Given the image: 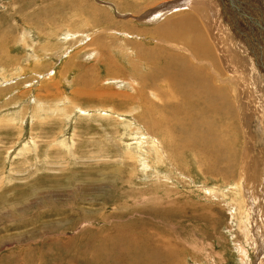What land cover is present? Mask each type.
<instances>
[{
	"label": "rangeland",
	"instance_id": "rangeland-1",
	"mask_svg": "<svg viewBox=\"0 0 264 264\" xmlns=\"http://www.w3.org/2000/svg\"><path fill=\"white\" fill-rule=\"evenodd\" d=\"M228 1L0 0V264H264V0ZM195 66L217 115L171 108Z\"/></svg>",
	"mask_w": 264,
	"mask_h": 264
},
{
	"label": "bare ground",
	"instance_id": "bare-ground-1",
	"mask_svg": "<svg viewBox=\"0 0 264 264\" xmlns=\"http://www.w3.org/2000/svg\"><path fill=\"white\" fill-rule=\"evenodd\" d=\"M227 2H229L228 0H226ZM232 1V4H235V0H231ZM240 2V1H239ZM223 4H224V2H222V1H217V6H218V8L217 9H214V10H216V12L223 6ZM240 5H241V3H240ZM237 9H239V8H237ZM237 9H235V8H233V10H234V12L236 13V14H238L237 15V17L238 16H241L240 15V13L241 12H239ZM213 10V11H214ZM199 14V13H198ZM262 14V13H261ZM260 14V15H261ZM245 15H247V14H245ZM241 18V22H242V16L240 17ZM244 20H245V25H244V28H245V30H247L249 33H250V38H249V41H251L250 42V44L252 43V40L254 41V43L255 44H253L254 45V48H252L250 45H246L245 46V48H247V49H249V47L252 49V51L253 52H255V54H256V56H258V58H259V62H258V68H259V74H260V72L262 71L261 70V68L262 67H264V37L262 36V35H264L263 33H261L262 32V30H261V32H257V29H255L254 27H252L251 26V24L250 23H252V20L251 21H247L246 20V18H244ZM226 21H227V19L226 20H224L223 21V26H224V23H226ZM175 23V22H174ZM173 23V24H174ZM256 23V22H255ZM177 24H178V26H181V24H186V27H188V29H189V24H188V21H187V17H186V19H184L183 18V20H180V21H177ZM264 24V23H263ZM263 24H261V25H263ZM254 25V24H253ZM264 26V25H263ZM185 27V28H186ZM185 28L184 29H181L180 30V33L179 34H181V33H183V32H185ZM217 29H218V27H216ZM256 28H258V27H256ZM262 28V27H261ZM236 30H237V28H235ZM238 31V30H237ZM263 31H264V29H263ZM239 33H240V31H239ZM239 33H234V34H236L237 36L236 37H238L239 35ZM243 34V33H242ZM241 35V34H240ZM246 36V35H245ZM175 37V36H174ZM183 37V36H182ZM246 38V37H245ZM241 39H243V38H241ZM240 39H238V38H235L234 37V39H233V42H234V44L235 45H238L240 48H242V50H243V52L244 53H246V54H242V56H245V55H247V56H249V54L244 50V46H243V43H242V41L243 40H240ZM245 40H247V39H245ZM187 42V41H186ZM188 42H191V40H188ZM244 43H248V42H244ZM256 46H258L259 47V50L258 51H256ZM200 50V49H199ZM219 51V50H218ZM219 53L221 54V56H223V53L222 52H220L219 51ZM193 54V53H192ZM171 55V54H170ZM172 56H174V55H172ZM192 57H195V56H192ZM172 58V57H171ZM221 58H223V57H221ZM234 58V61L236 60V59H238V58H235V57H233ZM244 58V57H243ZM242 58V59H243ZM170 59V58H169ZM174 59V58H173ZM244 60V59H243ZM246 60V59H245ZM233 61V62H234ZM168 62V61H167ZM172 63H174V62H172ZM172 63H165L166 64V66H165V68L163 67L160 71L158 70V72H157V76L159 75V73H160V75L161 74H163V72H166L167 73V70L168 71H172V75H173V73H175V72H177V71H175V69H174V65L175 64H172ZM188 63V62H187ZM244 63H245V61H244ZM238 65V64H237ZM171 66H173V69H172V67ZM183 67V66H182ZM181 67V68H182ZM236 68L238 67V66H235ZM185 68V67H184ZM186 69V68H185ZM184 69V70H185ZM253 69V68H252ZM182 70V69H181ZM187 70V69H186ZM237 70H239V68L237 69ZM207 71V70H206ZM206 71H205V68H203V67H199V66H195V67H193L192 68V70L191 71H189L188 72V70H187V72L189 73V75L190 74H192L193 76H190L189 78H187V80H183L182 78L181 79H178V80H176V82H178V83H176L175 82V85H177V88H178V90H183V83H184V81L185 82H187V84L189 83L191 86L185 91V92H187V97L188 96H190L191 94H195L196 96H195V98H187V102H190V104H188L187 106H188V108H182L181 106H183V105H181V106H178V105H175V104H173V106L171 107V108H175L177 111H182V110H188V112H189V109H196V107H197V105H199V104H201L202 105V103H203V109L205 108L206 109V107L207 108H209V111H212V112H214L213 114H215V115H217L218 113H219V110H220V105H219V103L218 102H216L213 98H215V99H218V95H219V93H220V91H214L213 90V92H210V90L211 89H209L208 90V81L211 79V76L210 75H208V72L206 73ZM165 73V74H166ZM171 73V72H170ZM182 73V72H181ZM165 74H163L162 76H165ZM182 74H184V71H183V73ZM172 75L170 74H166V78H167V76H169L170 78H173L172 77ZM175 75H177V74H175ZM157 76L156 75H152L151 76V78H152V80L151 81H149V80H147V81H145V84L146 85H149V86H152L153 88H157L158 89V87H156V85H157V80H156V78H157ZM178 76V75H177ZM185 76H186V73L183 75V77L185 78ZM254 76H256V75H254ZM188 77V76H187ZM258 78L260 79V78H262V77H260V75H258V77H257V80L255 81L256 83L259 81L258 80ZM146 80V79H145ZM167 81V80H166ZM249 82L250 81H248V85H250L251 84V82H250V84H249ZM259 83V82H258ZM254 84V83H253ZM261 84H263L264 85V83H263V81H262V83ZM260 84V85H261ZM170 86H171V84H169ZM186 86V85H185ZM189 86V85H188ZM187 87V86H186ZM185 87V88H186ZM260 87V86H259ZM163 88V87H162ZM172 88V87H171ZM216 89H218V90H220L219 88H217V87H215ZM175 89V88H174ZM257 89V88H256ZM172 90V89H171ZM166 91L165 92V94H163L164 96H168L167 95V93H169V95L171 96L172 95V91ZM264 90V89H263ZM165 91V90H164ZM163 92V90H160L158 93L159 94H161ZM174 92V91H173ZM177 92V91H176ZM264 93V92H263ZM174 94V93H173ZM175 94H177V93H175ZM193 96V95H192ZM185 97V96H184ZM183 97V98H184ZM204 97H208L209 98V100L210 99H212V101H214L215 103H213V104H208L209 106H207L206 104H205V102H204ZM177 104V103H176ZM167 105H169L170 106V104H167ZM200 105V106H201ZM168 106V107H169ZM186 106V105H185ZM161 109V108H160ZM172 109V110H173ZM197 110V109H196ZM191 111L192 110H190V113H191ZM194 111V110H193ZM199 111V110H198ZM196 112V111H195ZM200 112V111H199ZM205 111L203 110V113H204ZM207 113H209L208 111H206ZM212 112H211V114H212ZM198 113V112H197ZM201 114V113H200ZM210 114V113H209ZM190 115V114H189ZM197 115H199V114H197ZM203 115V114H202ZM214 115V116H215ZM200 116V115H199ZM192 117V116H191ZM209 117V116H208ZM210 118V117H209ZM192 119V118H191ZM195 119V118H194ZM197 119V118H196ZM201 119V118H200ZM186 120V119H185ZM205 120V119H204ZM184 122V121H183ZM191 122V121H190ZM195 123V122H194ZM193 123V124H194ZM196 123H198V122H196ZM192 124V123H191ZM192 124V125H193ZM199 124V123H198ZM187 125H188V123H187ZM190 125V124H189ZM207 125V124H206ZM183 127H185V126H183ZM189 127V126H188ZM194 127V126H193ZM208 128V127H207ZM207 128H205V129H207ZM186 129V128H185ZM171 130V129H170ZM170 130H168L167 129V132H168V134H171V133H173L174 131H170ZM189 130V129H188ZM187 130V131H188ZM210 128L207 130V133H209L210 132ZM190 131V130H189ZM188 131V132H189ZM192 131V130H191ZM216 131V130H215ZM184 132V135H185V133H187V132H185V130L184 131H180V134H182ZM194 132V131H193ZM217 132V131H216ZM190 133V132H189ZM214 133V132H213ZM213 133H209L208 135H210V137H213V139H212V141H211V146H213L214 148H216L218 145V143L219 142H215V141H218V136H219V133L217 132V133H215V135L213 134ZM179 134V135H180ZM176 135V134H175ZM202 135V134H201ZM190 136V135H189ZM191 136H192V134H191ZM204 136V135H203ZM206 136H207V134H206ZM188 137V136H187ZM200 137V136H199ZM209 137V138H210ZM208 138V139H209ZM175 139H176V136H175ZM203 140V139H202ZM185 141V140H184ZM192 142V141H191ZM202 142V141H201ZM220 144V143H219ZM220 146V145H219ZM219 146L217 147V148H219ZM196 147V146H195ZM197 150V149H196ZM200 150H202V152H204V157H205V159H209V158H212V159H218V156H216V154H215V152L214 151H208V149L207 148H205V146H204V144H203V146H201V148L200 149H198V151L200 152ZM197 151V152H198ZM198 154V153H197ZM199 159V158H198ZM203 160V159H202ZM219 160V159H218ZM217 160V161H218ZM202 162V161H201ZM200 162V163H201ZM206 162H207V160H206ZM216 162V161H215ZM207 163H210L209 161L207 162ZM207 163H205V165H207ZM214 164V163H213ZM202 165V164H201ZM210 165V164H209ZM217 166V165H216ZM211 167H212V165H211ZM202 169V168H201ZM206 171V170H205ZM212 171V170H211ZM215 174V173H214ZM257 194V193H256ZM256 197H258V198H260V195H257ZM262 198H263V200H264V196H262ZM261 199V198H260ZM256 200V199H255ZM258 202V201H257ZM254 204L255 205H257V203L256 202H254ZM259 205H262V203L260 202L259 203ZM258 205V206H259ZM248 207V206H247ZM210 208V207H209ZM262 208V207H261ZM205 209H207L208 210V207L207 208H205ZM264 210V209H263ZM175 212H177V211H175ZM264 213V212H263ZM249 214V213H248ZM165 216V215H164ZM250 216V215H249ZM251 217V216H250ZM259 218H261L260 216H259ZM210 220V219H209ZM262 220H264V219H262ZM256 221V220H255ZM204 222V221H203ZM213 222L216 224L217 222L215 221V218L213 219ZM262 222H264V221H262ZM262 222H260V223H262ZM254 223V222H253ZM214 224V225H215ZM258 224V223H257ZM256 225V224H255ZM254 226V225H253ZM144 228V227H143ZM262 229H264V224H261V225H258L256 228H255V236L257 237L258 235L260 236V237H262V241L264 240V231L262 230ZM144 230V229H143ZM249 230V229H248ZM262 230V231H261ZM159 232V231H158ZM136 233V232H135ZM137 234V233H136ZM158 234H156L155 236H157ZM130 236H131V234H130ZM141 236H142V234H141ZM147 236V235H146ZM142 238V237H141ZM144 238H145V236H144ZM153 238V237H152ZM137 239H139V238H137ZM251 240H253V239H251ZM149 241V240H148ZM154 241V240H153ZM256 241V240H255ZM258 241H260V239L258 240ZM261 242V241H260ZM151 243V242H150ZM159 243V242H158ZM139 244V243H138ZM258 244H259V242H258ZM261 245V244H260ZM256 246V245H255ZM158 247V246H157ZM156 247V248H157ZM262 247L264 248V242L262 243ZM263 248H262V250H263ZM157 249H159V247L157 248ZM258 251H260V250H258ZM259 253V252H258ZM258 260V259H257ZM259 261V260H258ZM259 263H261V262H259ZM262 264V263H261Z\"/></svg>",
	"mask_w": 264,
	"mask_h": 264
},
{
	"label": "water",
	"instance_id": "water-1",
	"mask_svg": "<svg viewBox=\"0 0 264 264\" xmlns=\"http://www.w3.org/2000/svg\"><path fill=\"white\" fill-rule=\"evenodd\" d=\"M235 4H236V6L238 7V6H241V5H239V0H235ZM238 8H240V7H238ZM247 11H248V9H246ZM155 12V11H154ZM243 13H244V11H243ZM242 16V15H241Z\"/></svg>",
	"mask_w": 264,
	"mask_h": 264
},
{
	"label": "crops",
	"instance_id": "crops-1",
	"mask_svg": "<svg viewBox=\"0 0 264 264\" xmlns=\"http://www.w3.org/2000/svg\"><path fill=\"white\" fill-rule=\"evenodd\" d=\"M89 8H91V7L89 6ZM90 10H92V11H93V14H95V13H96V8H93V9H90ZM149 77H151V76L149 75Z\"/></svg>",
	"mask_w": 264,
	"mask_h": 264
}]
</instances>
